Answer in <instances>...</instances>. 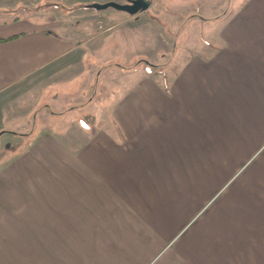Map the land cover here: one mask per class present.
<instances>
[{
  "label": "crops",
  "instance_id": "obj_1",
  "mask_svg": "<svg viewBox=\"0 0 264 264\" xmlns=\"http://www.w3.org/2000/svg\"><path fill=\"white\" fill-rule=\"evenodd\" d=\"M205 4L175 38L169 92L153 95L143 78L136 98L134 87L109 94L123 102L93 130L65 118L102 92V63L87 59L75 25L0 24V39L18 35L0 43V147L10 149L0 158V264H264V218L248 215L242 191L223 187L228 172L214 170V148L231 147L233 107L251 108L250 131H262L264 0ZM88 10L109 19L106 39L86 40L95 44L116 35L111 18L147 11ZM192 34L197 42H186ZM59 95L82 102L58 111ZM60 119L61 136L77 123V140L58 136Z\"/></svg>",
  "mask_w": 264,
  "mask_h": 264
},
{
  "label": "rangeland",
  "instance_id": "obj_2",
  "mask_svg": "<svg viewBox=\"0 0 264 264\" xmlns=\"http://www.w3.org/2000/svg\"><path fill=\"white\" fill-rule=\"evenodd\" d=\"M109 1L126 4L129 0H0V24L2 22L27 20L33 25H47L54 20L65 21L68 27L70 25L73 28V25H75L74 32L75 30L77 32L75 33V38L84 40L83 44L85 46H83L87 48L85 51L87 52V59L102 63V73L98 74L101 78V95H86L84 99H87V103L90 96H92L94 101L91 104L89 102L88 106L85 105L68 111L70 112L69 115H65L67 120L69 116L77 114V119L86 125L85 128L91 130H93L94 126L97 127L95 125L97 121L99 125L100 123H103V125L109 123L104 111L111 110L114 113L115 108L120 103V98L122 100L124 98V94L118 95L119 93L131 91V87H134L133 90L135 92L133 91V95L136 98V95L140 94L136 92L138 87L144 85V83L141 84L143 78L149 81L148 86L153 95L157 94L160 85L163 86L167 93L169 92L168 88L170 87L171 89L172 87L173 75L178 70L172 57L175 38L181 28L191 27L192 18L197 15H206L207 13L205 0H145L152 7L145 14L142 12L143 17L141 19L134 21L129 18H127L128 20L110 19L113 24L112 30L116 35L113 36L112 41L108 44L86 42L89 38L93 39L95 32L97 34L102 32L103 40L106 39L104 30L109 19L107 20L104 15L98 16L94 13L95 11L88 9H91V6L95 3ZM107 11L114 12L116 10L107 8ZM70 13L72 15H69ZM119 13L127 16L124 12ZM196 27L201 29L203 26L197 24ZM192 38L197 42L194 34L188 36L186 42L190 43L189 40ZM182 57L183 66L185 64L184 59L187 60V58H184V55ZM160 81L163 83L161 84ZM115 92L118 94L109 95ZM60 96L61 99L56 101L57 103H62V106L58 107V111L62 110L65 104H80L82 102L79 98L80 95H70L71 98L68 97L69 95H59L58 97ZM26 97L29 96L26 95ZM111 97L113 103L117 104L110 105L112 103ZM117 98H119L118 102H116ZM47 102L49 103L48 100ZM261 103L263 114H260V117H256L257 122L260 119L261 132L250 131L251 126L248 121L252 116L250 113L251 108L241 105L233 107L229 112L231 120L229 131L224 133L227 134L231 147L229 149L214 148L215 174L222 175L228 172L229 180L223 187H228L231 191L235 190V193L236 191H242V194L239 192L240 198L246 204V209L249 211L247 214L254 215L256 218L257 216L264 218V95H262ZM85 112H91V114L86 113L90 115H87V120L84 121V119L81 120L82 116L80 114ZM95 113H98L100 118L94 116ZM47 114L48 112L42 108L35 114V120H38V128L43 129L39 131L40 134L46 131L45 118H47ZM31 120L32 125H30L29 129L36 124V121ZM58 123L61 127L57 126L55 130L59 132L66 122L64 119H60ZM76 124L75 121H72L63 136H61L60 132L58 136L70 141L77 140V134L80 131ZM216 131L223 132L219 128ZM4 139L6 141H15L8 136ZM216 140L217 138L213 141L215 144H217ZM0 143L2 144L3 142ZM69 144L71 145V142ZM6 150L10 152L8 148L0 147V158ZM221 150H224V153ZM226 150H228V153H225ZM232 197L236 198L230 196V198Z\"/></svg>",
  "mask_w": 264,
  "mask_h": 264
},
{
  "label": "water",
  "instance_id": "obj_3",
  "mask_svg": "<svg viewBox=\"0 0 264 264\" xmlns=\"http://www.w3.org/2000/svg\"><path fill=\"white\" fill-rule=\"evenodd\" d=\"M93 9L102 10L106 8H113L129 15H135L138 12L146 11L149 8V3L143 0H130L126 4L119 3H106L103 5L94 4L91 6Z\"/></svg>",
  "mask_w": 264,
  "mask_h": 264
},
{
  "label": "trees",
  "instance_id": "obj_4",
  "mask_svg": "<svg viewBox=\"0 0 264 264\" xmlns=\"http://www.w3.org/2000/svg\"><path fill=\"white\" fill-rule=\"evenodd\" d=\"M17 37H18V35L10 36V37H7V38H2V39H0V43L13 40V39H15Z\"/></svg>",
  "mask_w": 264,
  "mask_h": 264
}]
</instances>
